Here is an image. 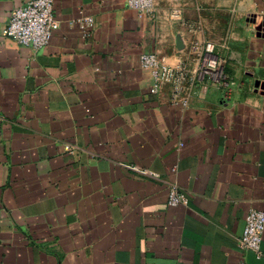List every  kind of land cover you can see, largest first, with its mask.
<instances>
[{
    "label": "crops",
    "instance_id": "obj_1",
    "mask_svg": "<svg viewBox=\"0 0 264 264\" xmlns=\"http://www.w3.org/2000/svg\"><path fill=\"white\" fill-rule=\"evenodd\" d=\"M27 1L0 0V264H264L240 245L264 213V0H55L40 50L3 34ZM206 44L225 86L173 98L139 63L195 75Z\"/></svg>",
    "mask_w": 264,
    "mask_h": 264
},
{
    "label": "built area",
    "instance_id": "obj_2",
    "mask_svg": "<svg viewBox=\"0 0 264 264\" xmlns=\"http://www.w3.org/2000/svg\"><path fill=\"white\" fill-rule=\"evenodd\" d=\"M55 0H29L9 13L4 36L16 42L19 46L33 50L46 47L59 29V23L54 11ZM127 7L136 12L141 18H151L154 15V0H126ZM179 12L172 13L178 18ZM84 26L91 25V19L82 21ZM139 63L147 71L158 86H168L173 98L185 94L187 87L193 86L205 75L213 83L227 85V77L222 71V64L213 55V46L206 44L201 57L199 73L190 75L182 66L171 67L165 59L154 51L140 54ZM147 174V173H144ZM167 205L177 207L185 204L186 200L175 184H169L165 190ZM264 234V213L256 209H249L245 217L243 233L240 237L242 248L252 251L256 257L264 258L261 243Z\"/></svg>",
    "mask_w": 264,
    "mask_h": 264
},
{
    "label": "rangeland",
    "instance_id": "obj_3",
    "mask_svg": "<svg viewBox=\"0 0 264 264\" xmlns=\"http://www.w3.org/2000/svg\"><path fill=\"white\" fill-rule=\"evenodd\" d=\"M212 15H214L212 12L208 13V18H213ZM217 19L223 21V22H228L229 21V17H227L224 13L223 14H217Z\"/></svg>",
    "mask_w": 264,
    "mask_h": 264
}]
</instances>
